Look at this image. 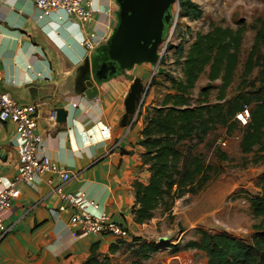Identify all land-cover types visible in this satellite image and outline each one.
I'll return each instance as SVG.
<instances>
[{
	"label": "crops",
	"instance_id": "crops-1",
	"mask_svg": "<svg viewBox=\"0 0 264 264\" xmlns=\"http://www.w3.org/2000/svg\"><path fill=\"white\" fill-rule=\"evenodd\" d=\"M92 6V21L82 26L60 12L44 15L33 0H0V91L18 104L35 105L36 132L42 137L37 155L69 171L63 191L83 192L99 211L138 236L147 223L133 222L132 184H146L149 172L141 162L142 116L122 124L124 100L134 79L146 87L164 69L156 70L151 60L137 61L120 48L110 50L109 38L131 28L124 0H92ZM168 25L162 28V38L168 35ZM86 81L97 89L94 99L84 94ZM152 92L149 86L142 112L156 104L149 101ZM56 109L68 111L65 123L51 119ZM14 136L13 123L0 125V189L17 173ZM59 184L58 177L44 173L35 187L17 186L18 199L2 214L9 230L0 238V264H84L97 243L110 264H130L127 255L109 254L114 237L82 236L70 228L72 211L59 212L63 203L53 193ZM204 214L196 216L199 225L187 220L181 237L196 229L220 233L207 227Z\"/></svg>",
	"mask_w": 264,
	"mask_h": 264
},
{
	"label": "trees",
	"instance_id": "trees-1",
	"mask_svg": "<svg viewBox=\"0 0 264 264\" xmlns=\"http://www.w3.org/2000/svg\"><path fill=\"white\" fill-rule=\"evenodd\" d=\"M178 7L179 17L187 21L201 17L198 5L192 0H178ZM254 30L239 85L246 86V79L255 71L256 77L250 82L248 91L242 92L239 88L238 93L228 99L227 89L234 82L240 64V49L246 32L244 24L239 23L233 29L212 23L205 33L197 32L186 49L182 38L175 47L180 77L166 75L170 83L160 103L138 113L142 116L141 162L148 166L149 177L146 184L138 181L132 184L135 202L130 212L135 224L148 223L157 210L170 213L176 200L186 194L202 192L223 173L220 165L229 161V157L220 148L215 150L217 165L206 162L205 147L211 145L208 138L214 136L218 127L224 129L223 138L240 131L239 149L243 155L264 153V53H261L264 19H256ZM205 73L208 83L193 99L192 91ZM216 81H220L216 87V102L211 104L212 83ZM158 84L153 78L150 86L154 88ZM244 107L249 110V121L242 126L235 115ZM203 143L204 148L199 147ZM259 156L254 159L255 164L262 158ZM259 189L257 195L246 199L252 217L258 220L250 241L224 231L213 234L196 229L194 239L188 241L183 250L192 249L202 255L205 264H264V172L259 177ZM115 239L109 254L127 255L130 264H139L160 249L154 242L130 232L125 239ZM179 250L178 245H174L170 252ZM84 264H110V259L99 252L97 243L91 246Z\"/></svg>",
	"mask_w": 264,
	"mask_h": 264
},
{
	"label": "rangeland",
	"instance_id": "rangeland-1",
	"mask_svg": "<svg viewBox=\"0 0 264 264\" xmlns=\"http://www.w3.org/2000/svg\"><path fill=\"white\" fill-rule=\"evenodd\" d=\"M192 1L198 5L201 17L195 21H187L179 17V7L174 4L168 22L170 27L168 35L162 38L158 45L157 55L159 59L156 61L155 69L157 70L162 66L164 71H161L163 75L159 79L155 78L159 84L153 88L149 99L150 102L156 103L155 105L160 103L166 92L165 87L170 83L166 75L174 78L180 77L179 65L175 63L177 58L174 54L175 47L180 39H184V48L186 49L194 35L197 32L205 33L212 23L233 29L239 23L244 24L246 27L240 49V64L234 82L227 89V99L236 95L239 88L242 92L248 91L250 82H253L256 77L255 71L251 77L246 79V86L239 85L242 67L253 43L255 21L259 18L264 19V0ZM164 24L165 21L163 20ZM261 53H264V49L261 50ZM160 74H156L157 77ZM207 83L205 73L199 78L196 87L192 91L193 99L197 98L200 89ZM219 83L220 81L212 83L214 88L211 90L209 97L211 104L216 102V87ZM148 106L153 105L148 104ZM223 133L224 129L218 127L213 133L214 136L208 138L211 145L205 147L206 162L210 165H217L216 149L220 148L227 153L229 161L220 165L223 173L211 181L202 192L177 200L170 213H162L161 210L155 212L154 219L147 223V226L142 228L141 231H138L137 235L147 242H154L160 249L139 264H205L202 255L196 254L192 249L183 250L185 244L193 238L194 230L183 237L180 234L182 229L188 227L185 224L187 220L194 225H199V222H196V216L200 213H205L204 216L209 222L207 227H213L216 231H224L235 238L250 241L253 236L254 225L258 224V220L252 217L246 199L260 192L259 177L264 172V153L259 154L262 155V158L255 164L254 159L260 157L259 155H243L239 149L240 131H234L229 138H223ZM222 143H225V145H222ZM204 144L199 147L204 148ZM215 220L219 224H216ZM174 245H178L180 249L177 253L170 252Z\"/></svg>",
	"mask_w": 264,
	"mask_h": 264
},
{
	"label": "built area",
	"instance_id": "built-area-1",
	"mask_svg": "<svg viewBox=\"0 0 264 264\" xmlns=\"http://www.w3.org/2000/svg\"><path fill=\"white\" fill-rule=\"evenodd\" d=\"M33 3L35 8L44 15L50 12H60L66 17L74 18L82 26L88 25L92 21V0H33ZM85 46L91 49L88 42L85 43ZM36 119L35 105L18 104L0 91V122H11L15 125L14 146L18 159L16 175L0 189V238L9 230L4 224L2 214L10 210L14 201L18 199L17 186L24 184L35 187L41 181V175L44 173H51L60 181V184L53 188V193L63 203L58 208L59 212L66 208L72 211L69 219L71 229H77L82 236L106 234L114 238H127L129 230L115 223L106 213L99 211L98 206L87 199L83 192L67 193L63 191L62 185L71 178L70 173L48 157L37 155V150L42 145V137L36 132ZM51 119H56L55 112ZM235 119L245 126L249 121L248 108L244 107L235 115ZM91 209L96 213L91 212ZM215 223L219 224L216 220ZM223 228L227 230L225 226Z\"/></svg>",
	"mask_w": 264,
	"mask_h": 264
},
{
	"label": "water",
	"instance_id": "water-1",
	"mask_svg": "<svg viewBox=\"0 0 264 264\" xmlns=\"http://www.w3.org/2000/svg\"><path fill=\"white\" fill-rule=\"evenodd\" d=\"M124 3L131 14L129 18L131 28L125 27L122 32L114 33L109 38L110 50L120 48L123 53L130 52L137 61L151 60L156 64L159 59L158 45L162 41L163 20L165 24L169 22L171 16L168 10L172 5H178V0H124ZM85 86L87 87L85 96L94 99L98 95L96 87L90 81H86ZM149 86L150 83L143 87L139 79L133 80L124 100L125 115L121 121L122 124H125L128 118H131L133 122V118L137 116L143 105ZM55 114L58 123L66 122L68 111L56 109Z\"/></svg>",
	"mask_w": 264,
	"mask_h": 264
}]
</instances>
